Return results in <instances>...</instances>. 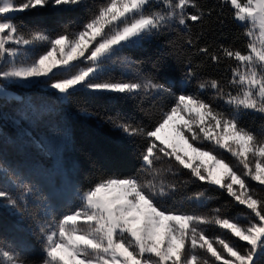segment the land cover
<instances>
[{
  "label": "snow or ice",
  "instance_id": "snow-or-ice-1",
  "mask_svg": "<svg viewBox=\"0 0 264 264\" xmlns=\"http://www.w3.org/2000/svg\"><path fill=\"white\" fill-rule=\"evenodd\" d=\"M84 3L0 0V99H8L9 83L54 90L58 101L80 92L117 101L173 95L163 84L135 72L131 62L121 59V53L176 31L177 26L188 29L189 21L203 23L211 12L205 13L195 0H103L79 28L65 29L54 37L15 22L17 13L30 9L53 6L72 10ZM219 5L228 8L233 20L244 28L246 51L221 46L217 54L205 46L198 53L213 64L222 59L235 61L229 65L227 86L216 79L197 81V93L175 95L172 106L150 130L122 117L109 118L126 136L145 140L137 174L101 177L88 189L76 192L75 202L60 214L49 212L42 221L28 217V197L33 190L23 182L16 185L12 181L19 189L17 196L0 190L3 207L21 222L31 220L28 229L40 240L35 257L24 248L0 242V264L264 262V196L258 194H264V130L257 133L241 123L243 116L253 113L264 119V0H219ZM38 46L46 47L35 52ZM118 59L131 74L129 78L109 77L107 68ZM194 76L190 67L185 77L190 82ZM209 89L211 99L205 100L199 93ZM204 141L230 153L238 164L213 149L201 148ZM181 169L193 181L225 192L241 206L242 218L222 215L219 208L202 214L175 204L166 207L182 186L174 180ZM7 171L0 166V172ZM248 180L262 187L257 189ZM189 199L200 208L206 206L203 192ZM209 227L222 233L210 237Z\"/></svg>",
  "mask_w": 264,
  "mask_h": 264
},
{
  "label": "trees",
  "instance_id": "trees-1",
  "mask_svg": "<svg viewBox=\"0 0 264 264\" xmlns=\"http://www.w3.org/2000/svg\"><path fill=\"white\" fill-rule=\"evenodd\" d=\"M102 2L85 0L83 5L72 10L53 6L30 9L17 13L15 22L27 30L54 37L65 29L75 31ZM195 2L205 13L211 12L204 16L203 23L189 21L188 29L180 30L177 26L176 31L143 41L121 53L134 65L135 72L163 84L173 95L117 101L80 92L58 101L53 96L54 90L16 87L13 90L20 93L19 98L0 99V166L8 170L0 174V190L17 196L19 189L16 185L28 184L33 190L28 197V217L42 221L49 212L60 214L66 211L68 204L75 202L76 192L88 189L101 177L137 174L145 140L126 136L112 126L109 118L122 117L133 126L150 130L159 122L162 113L172 106L175 95L197 93V81L216 79L222 86H227L231 77L229 65L235 61L222 59L213 64L204 54H199L198 49L206 46L217 54H220L221 46L246 51L244 28L233 20L228 8L221 9L219 0ZM188 11L194 12L195 9ZM189 39L191 45L186 43ZM190 67L195 76L189 82L185 73ZM107 72L112 79H125L131 75L118 69ZM199 94L210 100L212 91L209 89ZM241 123L257 133L264 130V119L259 114L245 115ZM199 146L220 152L230 160L227 152L207 141ZM174 180L182 186L166 207L175 204L185 211L202 214L219 208L221 214L228 217L241 214V206L225 192L193 181L187 170L181 169V174ZM185 181L188 182L183 183ZM201 192L206 205L203 208L198 207L197 201L189 199ZM28 223L31 220L21 222L10 210L0 207V242L10 248H24L35 257L40 250V240L28 229Z\"/></svg>",
  "mask_w": 264,
  "mask_h": 264
},
{
  "label": "rangeland",
  "instance_id": "rangeland-1",
  "mask_svg": "<svg viewBox=\"0 0 264 264\" xmlns=\"http://www.w3.org/2000/svg\"><path fill=\"white\" fill-rule=\"evenodd\" d=\"M237 23V22H236ZM240 25V24H239ZM46 46H38L36 49H35V52H40V51H43L44 50V48H45ZM121 59H124V60H126V58L121 54ZM111 69H118V70H120L122 73H124V74H130L129 72H128V69L123 65V64H121L120 63V60L118 59L117 60V62L116 63H114V64H110L109 66H108V68H107V71L108 70H111ZM16 87H26V86H24V85H17V84H7V87H6V91L9 93V97L10 96H14V97H16V98H19L20 97V93H18L17 91H15V90H13L14 88H16ZM42 87V86H41ZM30 88V87H29ZM31 88H35L34 86L33 87H31ZM43 88V87H42ZM16 123V122H15ZM220 153V152H219ZM189 155H191V153H189ZM227 156H228V158H230V160H229V162L230 163H232V164H234V165H237L238 164V162L237 161H235V159L231 156V154L230 153H228L227 154ZM201 159H204L205 160V163H207V164H211V161H208V160H206V158H201ZM227 160V159H226ZM228 161V160H227ZM197 163H199V160L197 161ZM12 171V173H13V170H11ZM237 171L238 172H243V168H242V166H238L237 167ZM0 174H4V172H0ZM246 180L248 179V178H245ZM49 182V181H48ZM65 182V181H64ZM248 183H250L253 187H262V186H260V185H258V184H256L255 182H253V181H250V180H248ZM52 193H53V191H52ZM13 196H16L15 194H12ZM1 206H3V202H0V207ZM233 217H241L242 218V214H239V215H236V216H233ZM222 233V230H220V229H218V228H214V227H209V229H208V232H207V234H208V236H210V237H212V236H214V235H216V234H221ZM225 235H226V237L227 238H231L232 240H235V238L234 237H230V234H227V233H225ZM237 243H243V242H238L237 241Z\"/></svg>",
  "mask_w": 264,
  "mask_h": 264
}]
</instances>
